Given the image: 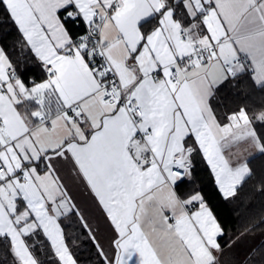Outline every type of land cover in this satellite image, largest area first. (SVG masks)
<instances>
[{"label":"snow or ice","instance_id":"obj_1","mask_svg":"<svg viewBox=\"0 0 264 264\" xmlns=\"http://www.w3.org/2000/svg\"><path fill=\"white\" fill-rule=\"evenodd\" d=\"M0 11L43 77L25 79L0 48L5 256L42 264L24 239L42 232L53 264H78L59 223L76 214L95 264H220L217 215L199 191L178 189L199 154L233 198L251 170L226 150L264 153V103L227 123L210 103L246 73L264 91V0H0ZM66 163L116 234L110 250L61 182Z\"/></svg>","mask_w":264,"mask_h":264},{"label":"trees","instance_id":"obj_2","mask_svg":"<svg viewBox=\"0 0 264 264\" xmlns=\"http://www.w3.org/2000/svg\"><path fill=\"white\" fill-rule=\"evenodd\" d=\"M0 46L25 79L43 78L39 63L18 26L3 11H0ZM210 103L217 118L225 123L224 117L240 108H246L250 113L259 110V105L264 103V91L255 86L246 73L220 87ZM255 127L258 132L264 131L259 125ZM247 163L251 175L237 187L235 197L227 200L221 197L209 166L199 154L193 160L190 180L179 185L181 192L199 191L217 215L223 228V235L218 238L224 247L222 255L217 253L220 264H264V153L251 156ZM59 223L78 264H95L98 259L96 249L77 215L62 218ZM24 239L28 245H35L30 250L42 264H53L50 242L42 232ZM7 248V241L0 239V264H13V257L5 256Z\"/></svg>","mask_w":264,"mask_h":264},{"label":"crops","instance_id":"obj_3","mask_svg":"<svg viewBox=\"0 0 264 264\" xmlns=\"http://www.w3.org/2000/svg\"><path fill=\"white\" fill-rule=\"evenodd\" d=\"M243 144L244 143H240L237 146H233L231 149H227L225 154L230 155L234 160L238 159L241 163H247V160L251 156L259 153V151L253 148L251 150L249 146L245 149ZM233 155L235 157H233ZM59 168L60 171L57 174L61 177V182L67 189L72 203L76 205L80 214L83 215L89 226L94 230L97 239L100 241L105 250H110L111 241L116 234L113 232L108 220L105 218V213L103 212L101 206L97 203V199L94 197L93 193L89 190L84 181L79 179L73 173L71 163L62 164ZM194 210L195 208H193V211ZM214 254L217 255V253ZM138 259V256L134 257V260Z\"/></svg>","mask_w":264,"mask_h":264},{"label":"rangeland","instance_id":"obj_4","mask_svg":"<svg viewBox=\"0 0 264 264\" xmlns=\"http://www.w3.org/2000/svg\"><path fill=\"white\" fill-rule=\"evenodd\" d=\"M243 146H244V148L246 149V148H248L249 145H247V144L244 143ZM249 147H250V146H249ZM250 148H251V147H250ZM248 150H249V149H248ZM251 150H252V148H251ZM233 157H235V156L233 155Z\"/></svg>","mask_w":264,"mask_h":264}]
</instances>
